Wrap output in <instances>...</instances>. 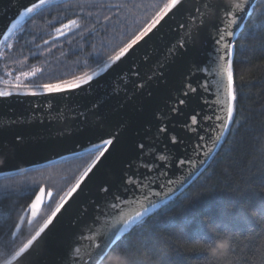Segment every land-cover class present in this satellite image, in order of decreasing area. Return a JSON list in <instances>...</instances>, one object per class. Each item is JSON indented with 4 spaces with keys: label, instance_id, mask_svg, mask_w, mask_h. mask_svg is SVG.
Returning a JSON list of instances; mask_svg holds the SVG:
<instances>
[{
    "label": "snow or ice",
    "instance_id": "6c2138e0",
    "mask_svg": "<svg viewBox=\"0 0 264 264\" xmlns=\"http://www.w3.org/2000/svg\"><path fill=\"white\" fill-rule=\"evenodd\" d=\"M200 6L194 9L187 23H181L179 27L186 29L188 24L199 29L204 26L208 19L214 18L218 21L213 37L214 50L210 62L202 65L198 71L203 75L199 90L203 93L211 92L214 99L212 106L213 114L201 119V123L208 128V132L199 136L200 143L197 145L198 155L207 156L213 148L221 141L225 140L231 125L235 119L237 111L236 104L238 92L236 86L235 54L237 41L241 39V25L245 13L248 9L252 12L259 11L260 17H253L249 13L251 23L248 24L249 31L245 36H254L257 31H261L260 25L264 24V0H243L239 9L227 4L225 0H199ZM81 11L74 15L75 19H67V22L59 23V27L54 28L55 35L52 37L58 40L61 37L68 38L79 35L86 43L96 33V26L99 25L105 33V39L101 41L99 47L89 43L92 48L90 52H82V58L75 62L76 70L70 72L65 77L55 79L53 82L37 83L35 77L43 74L44 68H32L28 71H17L9 67V63L21 64L11 53L16 50V45L25 40L27 36H33V29L37 20H45L46 16L53 15L54 10L68 9L72 7L71 0H27L18 9L16 17L9 24L0 29V61L3 63L4 71L0 72V107L3 102L13 97L26 96H69L78 90L90 91L92 82L100 83V77L105 73L111 75L128 61L133 60L136 54L145 47L169 20L176 17L185 8V0H78ZM85 8L89 10L84 11ZM107 9L108 13L103 17V22L95 19L91 9ZM59 15V13H57ZM115 18V19H113ZM260 20V24L256 21ZM79 21L91 22L82 25ZM94 21V22H93ZM142 25V26H141ZM51 26V25H50ZM255 26V30L254 29ZM111 28V36L107 33ZM261 34H264L262 32ZM39 38V34L33 36V40ZM143 42V43H141ZM44 44H49V40H44ZM179 48L185 49L183 40L179 42ZM175 51V49H173ZM28 57H24L26 61ZM111 70V72H109ZM138 75V73H137ZM243 79V77L241 78ZM142 88L143 85H140ZM197 86L189 84L183 91V97L190 93H195ZM149 95H151L149 93ZM205 102L207 99L205 97ZM103 101L94 102L93 110L100 109ZM185 105L186 99L179 98L174 102L171 112L178 114L179 109L175 106ZM51 107V105H49ZM84 116L83 120H79ZM93 116L97 117L94 122H89L84 113L77 115L79 121L73 131L80 134L73 136L72 132L61 133L67 135L69 142L62 145V152L57 153L61 163L68 165L74 180L63 195L59 196L58 202L52 200L53 189L38 182L29 184L27 178L17 180L16 177L22 175L19 170L12 175H4L3 179L9 181L7 184H0V195L4 197L0 200V208L7 212V219L0 223V264H27V262L38 254L45 245L49 236L57 229L63 219V212H67L71 207L69 200L74 194L83 192L104 169L105 165L122 150L125 137L123 130L127 127V121L113 123L99 111H93ZM35 120V113L27 118L9 117L3 127H0V173L4 169L18 165L14 161L18 159L20 150L25 143V137L21 133H16L10 140L3 137L2 133L13 126L30 124ZM38 122H43L40 120ZM191 125H197V115L191 116ZM166 124L162 122L159 126V133H165ZM195 130V129H190ZM171 142L177 143V137L172 135ZM211 143V147H209ZM146 144L140 142L137 151L144 154ZM207 148V151H205ZM66 153V154H65ZM159 161H165L164 155L158 156ZM181 167L192 166L194 162L190 158L178 160ZM148 174H155L154 167L158 165L145 164ZM170 167V165L165 166ZM145 177H133L129 175L125 181V191L133 188L137 196L131 199L116 196L110 205L111 212L105 213V218L99 221L90 230L91 237L87 249L81 255V246L78 244L73 249L71 259L73 264H104L109 252L117 250L127 251L136 256L146 245L125 244L124 238L131 235L133 230L147 224V217L155 214L157 210L166 207L172 200V192L177 189L170 188L168 192L151 191L150 186H145ZM190 179V176H189ZM174 183L169 178L161 187H167ZM183 183V182H182ZM23 191L30 202L26 207H19L16 204L11 206L6 203L13 195ZM103 191L107 192L105 187ZM151 193V194H149ZM45 195L49 198L45 200ZM161 196L159 203L153 202V197ZM143 201V202H142ZM54 204V206H53ZM68 205V208L65 207ZM19 207V215L13 220V214ZM219 233L222 230L219 228ZM212 234V233H211ZM147 235V233H145ZM212 234L211 239L197 238L206 242L216 239ZM82 240H88V236H82ZM184 247L188 249L189 239L187 235L183 237ZM193 241V240H192ZM233 242V241H232ZM231 251V248L229 249ZM192 258L207 261V264H219L220 259L210 258L202 248H193Z\"/></svg>",
    "mask_w": 264,
    "mask_h": 264
},
{
    "label": "water",
    "instance_id": "95a60500",
    "mask_svg": "<svg viewBox=\"0 0 264 264\" xmlns=\"http://www.w3.org/2000/svg\"><path fill=\"white\" fill-rule=\"evenodd\" d=\"M212 2L216 3L217 0ZM25 3L27 0H0V29H4L16 17L18 9ZM199 6V0H185L184 10L169 20L133 60L111 75L105 73L100 77L99 84L94 80L90 91L78 90L69 96L13 97L3 102L0 127L9 117L27 118L35 113V120L30 124L13 126L2 133L7 140L21 133L25 143L14 161L18 169L6 168L0 177L59 162L57 153L62 152L61 146L69 142V137L61 133L71 131L73 136L80 135L73 131L79 122V113H84L89 122L97 119L93 111L101 112L113 123L122 120L128 122L123 130L125 143L120 153L105 165L83 192L74 194L69 200L71 207L65 205L68 211L62 210L60 225L27 264H73L71 256L74 247L79 244L83 255L90 242V230L105 218V213L111 212L110 205L116 196L140 198L131 187L125 191V181L129 175L145 177L143 183L146 187L150 186L152 192H168L169 187L177 189L171 193L173 199L209 163L222 141L207 156L198 155L199 136L208 132L200 121L214 111L212 93L199 90L203 75L198 69L209 63L213 55V37L218 21L208 19L199 29L191 24L186 29L179 27L181 23L189 21L194 9ZM249 13L252 15L251 9L241 13L244 20L240 33L249 20ZM181 40L185 43V49L179 48ZM189 84L197 86L198 90L183 97V91ZM179 98H185L186 104H175L179 109L176 114L171 112V108ZM99 101L104 102L102 107L93 110V103ZM193 114L197 115V125L190 123ZM162 118L167 128L165 133L158 131ZM83 119L84 116L79 117V120ZM40 120L43 122H38ZM172 135L177 137L175 144L171 142ZM140 142L147 146L143 155L137 151ZM208 146L211 147V143ZM159 155H164L166 160L159 161ZM182 158H190L194 164L181 167L177 162ZM145 164L158 165L153 168L155 174H148ZM166 165L170 167L166 168ZM169 178L174 183L162 188ZM105 187L107 192L103 191ZM160 199L166 197H153V202L159 203ZM82 236L89 239L82 240Z\"/></svg>",
    "mask_w": 264,
    "mask_h": 264
},
{
    "label": "trees",
    "instance_id": "16d2710c",
    "mask_svg": "<svg viewBox=\"0 0 264 264\" xmlns=\"http://www.w3.org/2000/svg\"><path fill=\"white\" fill-rule=\"evenodd\" d=\"M71 3V8L54 10L52 16L37 20L33 36L39 34V38L33 40V36H27L25 40L28 43L21 41L16 45V50L10 55L22 63L8 62L10 68L17 71L44 68V73L38 74L35 81L53 82L76 70L75 62L82 58V52L92 51L89 43L99 47L105 39L104 30L99 25L89 43L79 35L52 39L54 28L59 27L58 21L63 23L67 19H75L74 13L81 11L78 0H71ZM88 10L84 9L85 12ZM91 10L94 18L101 22L105 14L111 15L106 8ZM260 15L256 11L251 16L259 18ZM79 22L82 25L91 23ZM249 23L250 19L241 33V39L237 41V111L226 139L189 186L166 207L150 214L146 218L147 224L136 227L131 235L124 238L123 242L128 245H146L145 249L151 254L149 264H207L203 258H192V253L184 247L182 231L187 230L189 241L205 237L211 239L212 234L203 221L206 216L219 225L222 233L231 232V251L220 258L219 264H264V34H261L264 24L260 25L261 31L246 37ZM256 23L260 24V20ZM107 35L111 36V28ZM44 40L50 43L46 45ZM24 57L28 59L25 61ZM3 63L0 61V72L5 70ZM68 167L59 161L20 172L22 175L16 179L26 177L29 184L38 182L52 187V200L55 203L74 182ZM7 183L9 181L0 177V184ZM3 199L0 195V200ZM48 199L46 195L45 200ZM29 202L19 189L17 195L6 201L10 206L16 204L19 207H26ZM19 207L13 214V220L19 215ZM251 210L257 211V214L250 215ZM7 215L0 208V223L7 219ZM164 251L167 255L162 256Z\"/></svg>",
    "mask_w": 264,
    "mask_h": 264
},
{
    "label": "clouds",
    "instance_id": "9594fccd",
    "mask_svg": "<svg viewBox=\"0 0 264 264\" xmlns=\"http://www.w3.org/2000/svg\"><path fill=\"white\" fill-rule=\"evenodd\" d=\"M225 2L232 7L239 9L242 6L243 0H225ZM249 214L255 216L257 211L251 210ZM203 221L206 224L208 231L217 236V238L208 242L199 239L189 241V247L187 250L191 251L193 248H202L207 252L210 258H223L229 253V249L232 246L231 232L219 233V225L213 223L210 217H203ZM182 231L184 235H187V230ZM164 255H167L166 251L162 253V256ZM150 261L151 254L147 249L141 251L138 256L127 251L117 250L108 253L104 264H149Z\"/></svg>",
    "mask_w": 264,
    "mask_h": 264
},
{
    "label": "rangeland",
    "instance_id": "374dc122",
    "mask_svg": "<svg viewBox=\"0 0 264 264\" xmlns=\"http://www.w3.org/2000/svg\"><path fill=\"white\" fill-rule=\"evenodd\" d=\"M22 71H28V69H26V70H22Z\"/></svg>",
    "mask_w": 264,
    "mask_h": 264
}]
</instances>
